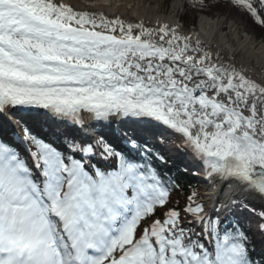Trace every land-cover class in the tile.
Here are the masks:
<instances>
[{
    "label": "snow or ice",
    "instance_id": "snow-or-ice-1",
    "mask_svg": "<svg viewBox=\"0 0 264 264\" xmlns=\"http://www.w3.org/2000/svg\"><path fill=\"white\" fill-rule=\"evenodd\" d=\"M229 3L264 29V0ZM9 116L47 131L0 137V264H264L237 219L264 235V74L180 25L0 0V126ZM170 137L241 196L173 205Z\"/></svg>",
    "mask_w": 264,
    "mask_h": 264
},
{
    "label": "bare ground",
    "instance_id": "bare-ground-1",
    "mask_svg": "<svg viewBox=\"0 0 264 264\" xmlns=\"http://www.w3.org/2000/svg\"><path fill=\"white\" fill-rule=\"evenodd\" d=\"M165 0H66L67 3L79 8L103 11L109 16L120 15L125 19L144 20L147 25L155 26L157 21L170 26L180 25L181 30L187 34L198 36L213 51L219 52L225 59L234 57L238 65L247 67L253 75L264 74V42L256 39L255 35L248 33L237 22L227 21L222 15L210 17L203 15L194 32L187 31L177 21L178 0L172 3V11L163 9ZM228 23V30H225ZM219 180V179H214ZM221 181V180H220ZM224 184L226 182L222 181ZM229 190V196L241 195L235 183ZM215 191V190H214ZM235 194V193H234ZM222 197V196H221ZM219 197V199L221 198Z\"/></svg>",
    "mask_w": 264,
    "mask_h": 264
},
{
    "label": "rangeland",
    "instance_id": "rangeland-1",
    "mask_svg": "<svg viewBox=\"0 0 264 264\" xmlns=\"http://www.w3.org/2000/svg\"><path fill=\"white\" fill-rule=\"evenodd\" d=\"M174 1L175 0H165L164 4H163V9H165L166 12H171L173 9L172 3ZM178 1L180 2V5L178 8H176L177 9V16L184 18L185 21L189 24V26L186 27V29H188L187 31H189V32H194L193 30L198 27L200 18L203 15L213 17V16H216L217 14H219V15L224 16L228 22L229 21L237 22L240 18V14L234 8L231 7L229 0H207V2L209 3V7L204 9L203 11L200 10L199 8H193V7L191 8V6L188 5L184 0H178ZM194 19H196L195 23H193ZM239 25L241 27H243L248 33H250L252 35H254V33H255L256 39L264 42V39H261L260 38L261 36L257 35L255 30H253L250 27V22L244 23V24H239ZM228 27H229V25H228V23H226L225 30H228ZM170 161L171 162L177 161L179 167H181L184 171L187 170L185 172L187 173V175H190L189 176L190 178H192V177H194V175H196V177H194L195 181L193 180L192 183L195 184L196 186L199 185V187H193V188H196L197 190L191 189L189 191V193L192 195V193L195 191L198 194L196 197L197 201L200 203H203L205 205L207 211H209V213H210V211H212V210L208 206L209 203H208V200L205 196V193H206L205 189H210V188H208L209 184L207 183V180H205V178L202 177V176H204V172L198 170L193 165H190V164L185 165L184 162H187L186 160H180L179 158H177L175 156H170ZM198 173H200V175H198ZM215 185H218V184L216 183ZM205 187H207V188H205ZM186 197L187 196H184V197L181 196L180 197L179 195L178 196L174 195L171 198V203L176 204L179 207L183 208L186 205L187 200H188V197L187 198ZM221 203L226 204V202H224V201H222ZM237 219L241 220L242 222H246V221H248L249 223L251 222L250 227L253 231H254V229L257 230V225L260 223V221L258 219L250 216L247 213H238ZM189 220H191V216H189ZM254 233H255V235L257 234L255 231H254ZM257 237L259 238L258 241L261 240L262 245H264V239H261V235L258 236V234H257Z\"/></svg>",
    "mask_w": 264,
    "mask_h": 264
},
{
    "label": "trees",
    "instance_id": "trees-1",
    "mask_svg": "<svg viewBox=\"0 0 264 264\" xmlns=\"http://www.w3.org/2000/svg\"><path fill=\"white\" fill-rule=\"evenodd\" d=\"M185 2H186L188 5H190V0H185ZM191 8H192V7H191ZM195 17H196V16H195ZM194 21H196V19H194ZM254 30H255L256 34H257V35H260V36H261L262 33H264V29H260V28H258V27L255 28ZM165 172H166L167 174H171V171H170L169 169L165 170ZM174 178H175V179H173V180L176 182V184H178V187H177V188H178L179 190H181V191L184 190V192H185V191L187 192V188H188V186L192 184V181L188 178V176H185L184 174L179 173V176H175V175H174ZM176 190H177V189H176Z\"/></svg>",
    "mask_w": 264,
    "mask_h": 264
}]
</instances>
